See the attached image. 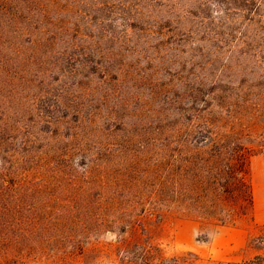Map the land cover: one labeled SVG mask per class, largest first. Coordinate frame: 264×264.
<instances>
[{
    "label": "rangeland",
    "instance_id": "1",
    "mask_svg": "<svg viewBox=\"0 0 264 264\" xmlns=\"http://www.w3.org/2000/svg\"><path fill=\"white\" fill-rule=\"evenodd\" d=\"M18 7L69 32L19 38ZM221 159L253 207L189 205ZM263 227L264 6L0 0V264L239 262Z\"/></svg>",
    "mask_w": 264,
    "mask_h": 264
},
{
    "label": "trees",
    "instance_id": "2",
    "mask_svg": "<svg viewBox=\"0 0 264 264\" xmlns=\"http://www.w3.org/2000/svg\"><path fill=\"white\" fill-rule=\"evenodd\" d=\"M41 1L46 2L47 0H36V6H39ZM247 1L249 3L251 2V0ZM252 2L253 6L258 10H261L264 6V0H252ZM18 8L17 14L19 18L16 28L19 38H24V35L38 36V32L41 29H46L43 27L44 25L45 27L48 25V28L52 31V34L56 30L64 33L69 32V29L66 25H59L55 21L42 22L35 20L32 15L37 12V8L36 10H33V13V7ZM27 10L29 13H25ZM76 32L79 35V30ZM30 41L36 42V40L34 41L32 39H30L29 42ZM68 45L72 47H78V44L75 43H68ZM231 157L233 159V155H231ZM238 161L239 162H236L238 165L232 164V162L225 163V161L222 159L218 162L214 161V163L211 165L207 164V175L205 178H199L196 180L199 191L188 197L189 205L194 209L205 206L207 211L212 212L218 209L219 206H222V202L229 204L230 202L241 200V203H243V208L246 207L245 205L253 207L255 203L253 188L251 183H249L244 176L247 166L240 159ZM209 193H211V195ZM244 211L245 210H243L242 213L245 214L246 212ZM251 244L257 246V248L260 250L259 254L251 259L242 260L239 262L205 259L193 251H183L172 255H165L155 263V259H153L155 257V252L148 250V252L145 251V258L146 264H264V227L262 228L261 232L253 238Z\"/></svg>",
    "mask_w": 264,
    "mask_h": 264
}]
</instances>
